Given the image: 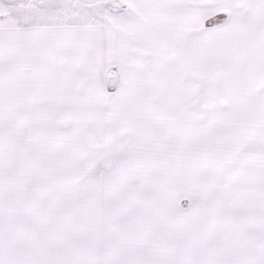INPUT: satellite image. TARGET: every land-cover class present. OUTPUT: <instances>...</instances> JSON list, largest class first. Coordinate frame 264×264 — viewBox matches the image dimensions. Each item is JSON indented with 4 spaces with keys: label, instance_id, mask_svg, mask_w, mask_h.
<instances>
[{
    "label": "snow or ice",
    "instance_id": "obj_1",
    "mask_svg": "<svg viewBox=\"0 0 264 264\" xmlns=\"http://www.w3.org/2000/svg\"><path fill=\"white\" fill-rule=\"evenodd\" d=\"M0 264H264V0H0Z\"/></svg>",
    "mask_w": 264,
    "mask_h": 264
}]
</instances>
